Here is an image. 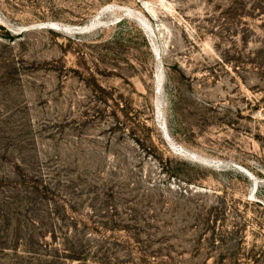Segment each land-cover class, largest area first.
Here are the masks:
<instances>
[{
	"label": "rangeland",
	"instance_id": "1",
	"mask_svg": "<svg viewBox=\"0 0 264 264\" xmlns=\"http://www.w3.org/2000/svg\"><path fill=\"white\" fill-rule=\"evenodd\" d=\"M0 264H264V0H0Z\"/></svg>",
	"mask_w": 264,
	"mask_h": 264
},
{
	"label": "water",
	"instance_id": "2",
	"mask_svg": "<svg viewBox=\"0 0 264 264\" xmlns=\"http://www.w3.org/2000/svg\"><path fill=\"white\" fill-rule=\"evenodd\" d=\"M89 27H85V28H82V29H78V31H84V30H87ZM26 30H29V29H25L24 31H26Z\"/></svg>",
	"mask_w": 264,
	"mask_h": 264
},
{
	"label": "trees",
	"instance_id": "3",
	"mask_svg": "<svg viewBox=\"0 0 264 264\" xmlns=\"http://www.w3.org/2000/svg\"><path fill=\"white\" fill-rule=\"evenodd\" d=\"M119 23H120V22H119ZM5 218H6V217H5ZM22 228H25V226H22ZM13 248H14V247H9V250L12 251V250H14Z\"/></svg>",
	"mask_w": 264,
	"mask_h": 264
},
{
	"label": "bare ground",
	"instance_id": "4",
	"mask_svg": "<svg viewBox=\"0 0 264 264\" xmlns=\"http://www.w3.org/2000/svg\"><path fill=\"white\" fill-rule=\"evenodd\" d=\"M96 20H98V19H96ZM94 23H95V20L93 21V24L92 25H94ZM92 25H88V27H91ZM95 27V26H94ZM78 28V27H77Z\"/></svg>",
	"mask_w": 264,
	"mask_h": 264
}]
</instances>
